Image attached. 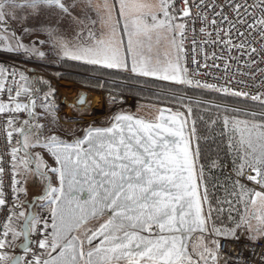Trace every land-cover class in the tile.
<instances>
[{
    "label": "snow or ice",
    "instance_id": "obj_1",
    "mask_svg": "<svg viewBox=\"0 0 264 264\" xmlns=\"http://www.w3.org/2000/svg\"><path fill=\"white\" fill-rule=\"evenodd\" d=\"M242 233L264 248V0H0V264H264Z\"/></svg>",
    "mask_w": 264,
    "mask_h": 264
},
{
    "label": "rangeland",
    "instance_id": "obj_2",
    "mask_svg": "<svg viewBox=\"0 0 264 264\" xmlns=\"http://www.w3.org/2000/svg\"><path fill=\"white\" fill-rule=\"evenodd\" d=\"M15 27V25H14ZM65 27L68 28V34L71 35V28L69 27L68 23L65 22ZM32 40H36V39H44L43 36H33L31 38ZM27 42V40H26ZM24 67H27L29 69L33 68L34 65L32 63H26L23 64ZM38 71H42L46 76H49L50 78H54L53 82L55 85L58 86L59 88V96L61 98L67 97L69 101L74 100L77 93L79 92H85L87 93L88 96L91 97V103L92 106L94 108V104L97 103V101L100 100L101 98V104H100V108L95 109L96 110V115L87 117L86 119L88 120H102L104 118V116L107 115V110L103 107V98H104V93L101 91H91L89 90V88H85L82 87L80 83L75 82L73 80L70 79H55L56 74L60 71V69H58L57 67H53L51 65H49L46 68H38ZM148 103V101L141 99L140 100V104L144 105ZM129 105H131V110L132 111H136V103L133 100H129L128 105H125V108H128ZM65 111H68L67 109ZM70 114V113H69ZM141 115H151L154 114V112L150 109V108H142L140 111ZM253 223H255V221H253ZM15 253V252H14Z\"/></svg>",
    "mask_w": 264,
    "mask_h": 264
},
{
    "label": "built area",
    "instance_id": "obj_3",
    "mask_svg": "<svg viewBox=\"0 0 264 264\" xmlns=\"http://www.w3.org/2000/svg\"><path fill=\"white\" fill-rule=\"evenodd\" d=\"M250 187H254V186L250 185ZM225 244L226 247L224 248V252L229 256V259L233 261L240 253H245L246 255L252 257L253 259H259V256L256 255V253L260 250H264V248L257 249L250 246L247 243V235L245 233L241 234V238L239 241L232 243L230 245L227 242H225ZM20 254H22V252H20Z\"/></svg>",
    "mask_w": 264,
    "mask_h": 264
},
{
    "label": "trees",
    "instance_id": "obj_4",
    "mask_svg": "<svg viewBox=\"0 0 264 264\" xmlns=\"http://www.w3.org/2000/svg\"><path fill=\"white\" fill-rule=\"evenodd\" d=\"M71 63V62H69ZM60 69V68H58ZM59 73L66 79H70L73 80L75 82L80 83L81 85L84 83V77H85V73L82 72V70H80L79 68H75V67H64L63 69H60ZM87 88V87H85ZM98 91V90H96ZM143 99L146 101L152 100L155 101V96L152 95V93L150 92H146L143 94ZM222 195V193H220ZM242 206L240 207V211H242ZM234 215H236V213H234Z\"/></svg>",
    "mask_w": 264,
    "mask_h": 264
},
{
    "label": "crops",
    "instance_id": "obj_5",
    "mask_svg": "<svg viewBox=\"0 0 264 264\" xmlns=\"http://www.w3.org/2000/svg\"><path fill=\"white\" fill-rule=\"evenodd\" d=\"M86 9V6L84 4H81L80 8L77 9V12L78 14H80L81 16H83V11L82 10H85ZM89 15H92L94 17V13H92L90 10H89ZM103 27V25H96V30L99 31L101 28Z\"/></svg>",
    "mask_w": 264,
    "mask_h": 264
},
{
    "label": "water",
    "instance_id": "obj_6",
    "mask_svg": "<svg viewBox=\"0 0 264 264\" xmlns=\"http://www.w3.org/2000/svg\"><path fill=\"white\" fill-rule=\"evenodd\" d=\"M85 93V92H84ZM87 94V93H86ZM100 104H101V98H100V100L99 101H97V103H95L94 104V108L95 109H98V108H100ZM20 250H16V252L14 253V254H20Z\"/></svg>",
    "mask_w": 264,
    "mask_h": 264
}]
</instances>
